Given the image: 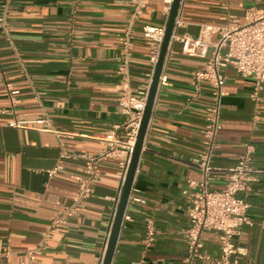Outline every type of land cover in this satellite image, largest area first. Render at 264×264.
I'll use <instances>...</instances> for the list:
<instances>
[{
    "label": "crops",
    "instance_id": "0c3cea01",
    "mask_svg": "<svg viewBox=\"0 0 264 264\" xmlns=\"http://www.w3.org/2000/svg\"><path fill=\"white\" fill-rule=\"evenodd\" d=\"M141 1V15L131 20L130 0H0V264H100L127 158L114 144L125 141L128 120L118 106L120 42L130 27L128 91L137 94L151 68L140 29L165 25L170 6ZM251 6L264 12V0H180L173 36L195 38L201 26L240 21ZM210 51L188 57L174 38L169 42L165 83L155 95L111 264H180L186 256V208L201 182L193 160L211 100L209 87L191 74ZM223 75L207 189L222 188L226 170L249 144L251 165L263 173L240 194L250 225L234 240L242 250L234 259L264 264V85L253 96L250 79L232 68ZM41 118L48 130L34 125ZM109 147L114 154L97 163L91 197L76 206L83 157ZM61 208L72 209L70 216L47 235ZM145 220L154 234L148 247ZM200 240L203 259L193 264H215L217 234L203 232Z\"/></svg>",
    "mask_w": 264,
    "mask_h": 264
},
{
    "label": "built area",
    "instance_id": "2783aa9c",
    "mask_svg": "<svg viewBox=\"0 0 264 264\" xmlns=\"http://www.w3.org/2000/svg\"><path fill=\"white\" fill-rule=\"evenodd\" d=\"M254 3L257 0H252ZM171 0L167 3L170 4ZM132 5L131 20L141 15L143 4L141 0H130ZM169 9V8H168ZM179 25L175 17L173 29ZM164 27L142 26L140 34L149 48L150 72L148 84L157 59L160 44L164 35ZM216 36L212 39V36ZM178 43L179 50L188 57L204 58L208 48L211 49L210 56L205 65L191 76L194 82H204L210 89V104L205 111V122L201 136V151L193 160L195 168L201 174V182L197 184L198 191L191 193V200L186 208L188 225L182 232L185 244L186 256L180 264H193L203 259L201 254V235L203 232H214L218 240V257L214 259L215 264H237L234 257L241 255L242 250L234 242L244 226L250 225L247 217L249 205L240 197V194L247 192L257 177L263 173L251 165L252 147L243 144V152L238 157L233 167L225 172V182L221 189L208 190L207 185L211 180L210 160L213 155L216 137L220 130L219 110L222 89L225 83L223 71L232 68L235 74L241 78H248L253 84V96L259 92L264 85V12L256 6L245 9L242 20L229 19L222 26H201L195 38L174 37ZM122 59L119 65L118 74L120 81L118 88L120 98L118 106L120 111L128 116L126 123V139L122 143H114L126 151L127 158L120 173L123 181L128 158L135 141L139 120L144 107L148 84L143 91L131 94L128 91L127 60L130 55V27H127L120 42ZM165 77L162 73L158 78V87L164 85ZM41 126L42 130H48L49 124L45 118L33 122ZM16 126V123H10ZM111 144V143H110ZM112 146V145H109ZM104 149L94 156H84L85 167L77 178L78 192L75 205L80 206L82 202L92 195V185L96 176V165L114 154V149ZM58 168L49 173L52 174ZM189 182V188L194 187ZM72 209L61 208L47 225V235L56 233L63 227L66 219L70 216ZM122 220H128L124 214ZM145 233L142 243L148 247L154 239L153 228L150 220H145Z\"/></svg>",
    "mask_w": 264,
    "mask_h": 264
},
{
    "label": "water",
    "instance_id": "95a60500",
    "mask_svg": "<svg viewBox=\"0 0 264 264\" xmlns=\"http://www.w3.org/2000/svg\"><path fill=\"white\" fill-rule=\"evenodd\" d=\"M180 0H171L170 6L167 13V18L164 27V35L162 42L160 44L157 59L153 68V72L148 84L144 107L141 113V118L139 120L138 129L133 143L128 162L125 168L124 178L121 184L120 193L118 196L117 204L113 213L111 224L109 227V232L103 251V255L100 264H111L113 254L115 251V246L118 238V234L121 228V223L127 201L129 198L134 174L137 167V162L140 156L142 144L144 141L151 109L155 99L156 92L158 90V78L162 71V66L164 58L169 47L170 37L173 32V23L177 14Z\"/></svg>",
    "mask_w": 264,
    "mask_h": 264
}]
</instances>
